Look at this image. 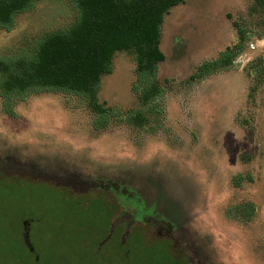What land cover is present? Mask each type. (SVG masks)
<instances>
[{"label": "rangeland", "instance_id": "obj_1", "mask_svg": "<svg viewBox=\"0 0 264 264\" xmlns=\"http://www.w3.org/2000/svg\"><path fill=\"white\" fill-rule=\"evenodd\" d=\"M75 18L71 0H40L0 30V55L28 53ZM239 29L248 38L232 65L189 81ZM160 50L165 91L151 105L161 113L140 128L124 117L142 108L126 52L101 77L99 103L122 112L103 129L72 95L14 100L11 116L0 100V264L7 252L32 264L21 232L3 228L17 212L35 220L29 240L41 264L43 255L53 264H264V9L186 0L164 16ZM245 202L250 222L227 214Z\"/></svg>", "mask_w": 264, "mask_h": 264}, {"label": "trees", "instance_id": "obj_2", "mask_svg": "<svg viewBox=\"0 0 264 264\" xmlns=\"http://www.w3.org/2000/svg\"><path fill=\"white\" fill-rule=\"evenodd\" d=\"M38 1L0 0V30H10L15 17L30 11ZM185 1L71 0L76 18L69 27L45 34L28 53L0 55V100L5 112L13 115L11 107L14 100L22 101L29 95L41 92L62 93L78 98L93 116V128L103 129L110 123L111 116L121 115L122 112L99 103L101 77L111 73L113 55L126 52L134 56L136 81L132 89L142 108L127 111L124 117L139 128L148 124L149 114L161 113L151 104L165 91L157 81L159 64L165 58L160 50L163 18L171 8ZM255 2L264 9V0ZM237 33L238 41L235 44L225 47L215 59L203 61L188 80L198 81L229 68L243 51V43L248 38V33L241 29ZM242 179L241 175H236L234 185L238 186ZM254 211V204L245 202L229 208L227 214L248 223ZM17 213L16 216L19 215ZM23 221L25 228L20 244L30 254L32 264H41L40 252L33 248L29 240L30 226L35 220L23 218ZM101 231L105 233L106 230ZM89 242L87 248H92L93 242ZM101 243L96 244L101 246ZM112 252L118 253L116 249H112ZM22 255L7 252L4 254V264H11L10 261L16 259L21 264H27V259H23ZM87 255L95 258L92 251ZM43 259L46 264L54 263L45 255ZM80 260L82 257L78 258Z\"/></svg>", "mask_w": 264, "mask_h": 264}, {"label": "flooded vegetation", "instance_id": "obj_3", "mask_svg": "<svg viewBox=\"0 0 264 264\" xmlns=\"http://www.w3.org/2000/svg\"><path fill=\"white\" fill-rule=\"evenodd\" d=\"M3 213H4V212H3ZM0 216L2 217L3 214L0 215ZM5 222H6V227H3L5 231H7V232H9V233H11V231H12V232H16V233H17V232H21V233H20L21 235L19 234L20 238H19V236H17V235H15V238H16V239H17V237H18L19 239L23 238V230H24L23 226H24V221H23L21 215H17L15 218L7 219ZM15 223H16V224H15Z\"/></svg>", "mask_w": 264, "mask_h": 264}, {"label": "built area", "instance_id": "obj_4", "mask_svg": "<svg viewBox=\"0 0 264 264\" xmlns=\"http://www.w3.org/2000/svg\"><path fill=\"white\" fill-rule=\"evenodd\" d=\"M251 47H252V45H251Z\"/></svg>", "mask_w": 264, "mask_h": 264}]
</instances>
